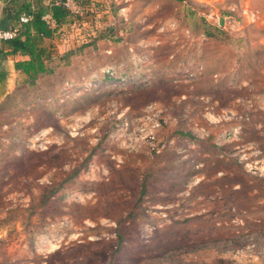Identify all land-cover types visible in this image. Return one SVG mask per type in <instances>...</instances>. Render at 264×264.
<instances>
[{"label":"rangeland","instance_id":"obj_1","mask_svg":"<svg viewBox=\"0 0 264 264\" xmlns=\"http://www.w3.org/2000/svg\"><path fill=\"white\" fill-rule=\"evenodd\" d=\"M74 1L0 109V264H264V0Z\"/></svg>","mask_w":264,"mask_h":264},{"label":"trees","instance_id":"obj_2","mask_svg":"<svg viewBox=\"0 0 264 264\" xmlns=\"http://www.w3.org/2000/svg\"><path fill=\"white\" fill-rule=\"evenodd\" d=\"M67 0H36L35 5L25 2L13 11H9L11 19L17 22L18 31L15 36L3 39L0 56L6 58L9 54H21L25 59L15 61V68L25 75V81L34 85L44 73L54 71L51 62L59 56L54 54L51 45L46 44L57 33L59 27L70 21L75 14L66 5ZM22 14L29 17L21 21ZM72 52V51H71ZM71 52L60 55L59 59H68Z\"/></svg>","mask_w":264,"mask_h":264},{"label":"crops","instance_id":"obj_3","mask_svg":"<svg viewBox=\"0 0 264 264\" xmlns=\"http://www.w3.org/2000/svg\"><path fill=\"white\" fill-rule=\"evenodd\" d=\"M50 0H44L48 3ZM31 2L35 5L36 0H0V29L11 30L17 27L15 19H11L9 11L18 8L19 5ZM24 15V14H22ZM2 46V39H0V47ZM27 56L21 54H9L6 58L0 56V109L3 104L8 101L15 89L18 87L19 79L24 76L19 70L15 68V61L25 59Z\"/></svg>","mask_w":264,"mask_h":264},{"label":"built area","instance_id":"obj_4","mask_svg":"<svg viewBox=\"0 0 264 264\" xmlns=\"http://www.w3.org/2000/svg\"><path fill=\"white\" fill-rule=\"evenodd\" d=\"M75 3L74 0H67L66 1V5L71 9L72 5ZM21 21H28L29 20V17L27 15H22L21 18H20ZM18 29L17 28H14V29H11V30H2L0 29V39H8V38H11L13 36L16 35Z\"/></svg>","mask_w":264,"mask_h":264}]
</instances>
